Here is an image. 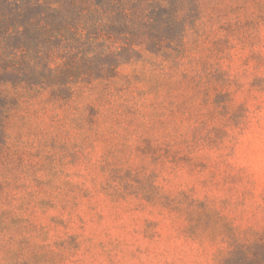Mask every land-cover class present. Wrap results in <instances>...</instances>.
<instances>
[{
  "label": "rangeland",
  "instance_id": "1",
  "mask_svg": "<svg viewBox=\"0 0 264 264\" xmlns=\"http://www.w3.org/2000/svg\"><path fill=\"white\" fill-rule=\"evenodd\" d=\"M43 19L73 96L2 85L0 264H222L264 232V0H0L14 62Z\"/></svg>",
  "mask_w": 264,
  "mask_h": 264
},
{
  "label": "trees",
  "instance_id": "2",
  "mask_svg": "<svg viewBox=\"0 0 264 264\" xmlns=\"http://www.w3.org/2000/svg\"><path fill=\"white\" fill-rule=\"evenodd\" d=\"M53 13H57L59 16L61 11L59 9H51ZM53 13L51 15H53ZM33 28L37 32L38 37H35L34 41L22 47H27L28 53L32 52L34 57L29 60V57L24 62H14V58L7 48L0 47V118L7 112L8 106L11 101L15 98L14 95L10 94L8 89L3 87L6 85H18L25 84L28 93L41 94L47 90H51L53 98L59 97L60 92H65L68 97L73 96L72 86L70 82H59L57 83L56 77L58 72L56 68L51 66L50 59L54 53L55 38L62 36L57 24L43 22ZM7 26L13 29L19 30L22 23L13 21ZM58 33L53 34L55 31ZM18 32L15 30H9L5 38L11 41L16 37H19ZM21 38V37H19ZM43 38V40L41 39ZM9 43H7L8 45ZM1 45V44H0ZM17 45L16 48H19ZM49 59V60H48ZM46 60L48 63L46 64ZM11 73V74H10ZM67 69L63 72L64 77L72 75ZM15 76L14 80L9 79V76ZM31 91V92H29ZM0 128L2 131L5 130V124L1 120ZM222 264H264V232L258 235L252 241H234L231 245L230 252L226 258L221 262Z\"/></svg>",
  "mask_w": 264,
  "mask_h": 264
}]
</instances>
